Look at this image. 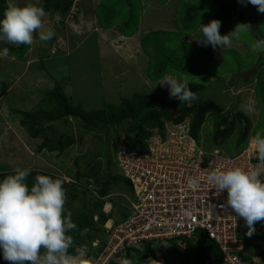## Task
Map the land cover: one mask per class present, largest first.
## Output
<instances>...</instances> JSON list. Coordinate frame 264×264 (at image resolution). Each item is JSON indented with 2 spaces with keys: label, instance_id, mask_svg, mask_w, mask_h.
I'll return each instance as SVG.
<instances>
[{
  "label": "rangeland",
  "instance_id": "374dc122",
  "mask_svg": "<svg viewBox=\"0 0 264 264\" xmlns=\"http://www.w3.org/2000/svg\"><path fill=\"white\" fill-rule=\"evenodd\" d=\"M128 1L130 0H102L95 7L94 13L99 19L97 24L102 29L111 27L121 36L131 37L128 40H123V43L125 41L127 43L118 42L116 44L118 50L124 47L128 49L133 47L128 51L130 54L127 53V59H123L124 64L120 62L119 54L115 56L112 51L110 52L109 61L106 64L115 69L116 77H102V70L106 69L101 68L102 64H100V57L95 50V42L90 37L89 40L87 39L81 44L79 50L71 57V69L75 74L73 78L76 80L75 87H73L74 85L72 87L75 89L70 87L71 83L63 86L57 84L48 91L43 90L44 87L31 85L34 91L30 92L32 87L30 85L24 86V83L20 82L11 92L6 93L0 102V146L2 144L6 147L5 151H0V168L9 164L8 168L6 166L1 168L0 173L20 167L30 168L32 171L48 175L54 179H61L65 183L63 187L67 196L65 209L66 212L70 211L72 216L81 209L83 200L90 201L91 198H96L94 194L97 195L96 189L99 187L96 177H100L103 170L105 171V159L109 161L108 171L113 175H119V170L114 165L118 146L117 144L111 145V142L116 140L114 133L109 131L104 135L103 132L84 130L76 120H70L65 126L58 123L52 125L54 131L51 137L54 133L64 132L65 136L72 137L74 140L65 148L63 154L58 155L55 152L48 153L45 151L35 152L32 143L37 141L38 144L40 141L33 140L31 142L27 139L29 136L26 130L20 127L17 122L21 120L19 112H26L39 117L48 110L51 111L54 108V93L60 94L70 104L78 105L84 111H93L101 108L103 104H117L121 98H130L133 93L159 95L167 93L169 91L167 84L160 86L156 83L165 75L182 78L175 69L177 64H182L184 68L185 66L190 67L188 72L184 74V79L205 86L200 94L206 96L204 99L207 102L221 107L222 114H225L231 104L243 111L242 106L247 100L249 98L254 99L257 102L255 114L247 115L243 111L251 123L249 135L253 137L257 132L264 133V91L258 90L255 93L253 90L255 71L250 69L251 71L243 73L242 83L237 88L229 87L223 90V86H230L229 83L231 80L233 81L231 76H239L235 73L236 71L242 72L243 69L239 68L240 65L245 67L246 62L255 64L262 60L264 52L253 53L250 48L251 43L260 39L255 38L249 32L241 34L239 39H234L231 48L220 49L217 47L214 49L211 45L198 43L200 24H207L210 20L215 19L214 12H211L214 10L211 7L214 3L213 0H131V5L128 4ZM187 4L189 8L202 6L203 9L210 11L201 13L206 22L203 21V23L201 19H198V22L189 24L187 26L189 33L184 32L186 35L181 37V35L178 36L179 31L182 34L185 28H183V24H178L177 18L186 9ZM198 5L200 6L197 7ZM237 6L245 12L248 11V17L259 19L260 24H256L257 35L260 34V37L262 35L264 39V13L258 12L257 8L248 3L247 0H243V3L239 2ZM220 22L219 32L221 35L228 34L237 24H245L243 19L241 22L237 20L227 24L225 20ZM179 27H182L183 30ZM173 30L176 31L171 32ZM150 32L156 33L149 34ZM145 33L147 34L145 35ZM28 46L24 45V50ZM2 48L0 47V49ZM185 48H188V51ZM24 50L18 52L17 55H24ZM126 52L127 50H125ZM163 64L165 66L164 75L159 80L153 81L154 70ZM11 65L16 71L22 68L19 63H12ZM6 70L5 67L0 68V89L8 86L7 83L2 82L12 79L10 75L3 74ZM258 76L262 81L260 84L264 85L262 84L264 83V69L260 70ZM108 79H110V83L107 82ZM250 81L253 83V87L249 83ZM215 92L220 93L215 95ZM5 109L7 113H5ZM213 122V118L207 115L199 132L201 148L207 152L219 149L227 155L241 153L245 144L236 145L235 132L228 141L224 140L220 146L213 145L211 142ZM111 137L112 139H110ZM5 144H9V146L7 147ZM7 151L12 152V154H6ZM2 159H6L4 164ZM87 162H99L102 164V168L100 171L94 172L93 177L87 178V181L85 179L79 181L74 176L76 173L84 172L81 168ZM70 183H74L76 188H68ZM118 191H113L114 193L109 196L110 199L115 201L117 199L115 192ZM72 237L74 240L72 249L75 253L79 249L77 246L84 245L85 242L79 239L78 235L72 234ZM133 258L135 259V257ZM134 264H139V261L134 262Z\"/></svg>",
  "mask_w": 264,
  "mask_h": 264
},
{
  "label": "trees",
  "instance_id": "16d2710c",
  "mask_svg": "<svg viewBox=\"0 0 264 264\" xmlns=\"http://www.w3.org/2000/svg\"><path fill=\"white\" fill-rule=\"evenodd\" d=\"M130 2L131 0L128 1V4L131 5ZM212 2L215 3L211 6L214 8L211 12H214L215 19L219 21L225 20L226 24L237 20L241 22L242 19L245 24L246 22L248 24L250 21L249 24L252 29L251 34L255 38L263 39L262 35L261 37L260 34L257 35L256 24H260L259 19L248 17V11L245 12L244 10L239 9L237 6L239 4L238 0H213ZM40 5L44 8V10L56 13L60 17H64L72 5V0H41ZM199 6L200 5L197 7ZM7 7V0H0V18L3 17ZM204 11L210 10H205L202 6L200 8H196V6L189 8L187 4L186 9L180 17L177 18L178 24H183L185 26H183L185 30H183L182 27H179L183 30V33L180 34L181 32L179 31L178 36L181 35L182 37L186 35V33H189L187 26L198 22V19H201L202 22H206V19L203 18V14H201ZM174 31L176 30L171 32ZM155 33L156 32H150L149 34ZM166 34L168 33L166 32ZM176 45H178V43H176ZM2 47H9V56H17L18 52L24 50V45L17 47L2 44ZM185 50L188 51V48H185ZM252 64L253 62L250 64L249 62H246L245 67L240 65L239 68L243 69L242 72L239 70L236 71L235 73L239 76H231L233 81L231 80L229 83L230 86H223V90L229 87L237 88L238 85L242 83L243 73H246L247 71L249 72L251 71L250 69H253V71H255L253 78L254 87L251 81L249 83L252 84L255 93L258 90L263 92L264 87L262 86L264 85L260 84L262 81L259 79L258 74L260 73V70L264 69V56L258 63ZM177 65L178 66L175 67V69L184 79V74L188 72L190 67L185 66L184 68L182 64ZM164 69L165 66L163 64V66L154 70L152 75L153 81L159 80L164 75ZM187 80L190 82L188 85L189 90L195 92L197 96V99L191 103H181L178 99L170 97L169 91L161 95L153 93H133L130 98H121L117 104L107 103L103 104V106L99 109L84 111L78 107V105L75 106L70 104L66 98L60 94L54 93L53 97L55 102L54 108L51 111L48 110V112H45L39 117L32 116V114L26 112H19L21 115L20 125L26 130L30 138L41 139L37 150L41 151L46 149L48 151L57 152L58 155L63 154L65 148L72 144L74 140L72 137L65 136L66 134L64 132H59L58 134L54 133L51 137V134L54 131V127H52V125L58 123L65 126L68 122H70V120H76L81 124L84 130L99 133L103 132L104 135L110 131V133H114L116 135V140L111 143L117 144L118 149L125 147L127 149L134 150L136 143H139L141 149L145 148V141L152 129L157 130L158 134H161L164 122L178 123L184 118H189L190 134L199 143L200 129L206 119V116L210 115L214 120L213 132H211V142L214 146H220L224 140L228 141L234 132L236 133V145H240L242 143L246 144L251 123L244 112L235 108L231 104L228 110L225 111V114H222L223 110L221 107L207 102L206 99H204L206 96H202V94H200L202 88L205 86L195 84L189 79ZM219 93L215 92V95H218ZM110 139H112V137ZM104 161L107 170H103L101 176L96 177V182L99 186L96 189L97 195L99 197H105L110 192L115 190H129V186L126 182H123L121 178L108 171L109 167L107 168V165H109V161L106 159ZM101 165L102 164L99 162H87V164L81 168L84 172L76 173L74 177H77L79 181H81V179H85V181H87V178L93 177L94 172L96 173L97 171H100L102 168ZM13 173L14 171L1 172L0 180ZM39 174L40 173L36 171L30 172L26 179V183L29 187H31L34 183L35 176ZM62 186H65L64 182ZM69 187L76 188V185H74V183H70L68 185V188ZM83 187L85 188V186ZM91 199L92 200L90 201L83 200L81 209L78 210L74 216H71L72 221L77 225V227L74 231H70L68 233L71 236L72 234L74 236L78 235V238L85 242L84 245H88L87 247L89 251L87 256L94 254L90 246L92 241L98 240L100 245L99 250L102 248L104 244V223L109 218L113 219L114 215H116V221L125 217L123 208L116 206V203L112 204L113 212L105 215L102 211L105 201L101 199L97 200L96 198ZM95 217L96 219H94ZM262 224L263 223H256L255 227L260 228ZM80 246L82 245H78L77 247ZM144 249L145 250L135 254L134 256H131V254L127 252L123 258L132 260L133 264L138 261L139 264H221V257L217 252L216 246L206 240H197L195 243L192 240H184L180 245H174L170 248V256L169 254L163 253L159 258L148 247H145ZM69 251L70 253H74V249H70ZM133 257H135V259ZM121 259L122 258H117L110 264H120ZM242 259L246 260L245 258ZM0 264H8V262L3 259L2 252H0Z\"/></svg>",
  "mask_w": 264,
  "mask_h": 264
},
{
  "label": "built area",
  "instance_id": "2783aa9c",
  "mask_svg": "<svg viewBox=\"0 0 264 264\" xmlns=\"http://www.w3.org/2000/svg\"><path fill=\"white\" fill-rule=\"evenodd\" d=\"M76 15L72 9L65 21ZM163 124L161 134L155 129L149 132L144 149L139 143L134 150L117 149L115 167L129 185V190L120 191V201L116 202L125 217L116 222L109 218L104 223V244L99 250V241H92L93 255L87 256L88 245L78 248L85 250L92 264H110L127 252L133 256L145 247L159 258L184 240H206L216 246L221 264H258L241 258L243 244L238 232L244 220L230 208H221L226 190L217 195L206 180L207 173L216 167L247 170L257 164L251 138L241 153L230 156L219 149L204 151L190 134L189 118ZM190 177L200 181L198 189L187 187ZM111 209L112 204L105 205V215Z\"/></svg>",
  "mask_w": 264,
  "mask_h": 264
},
{
  "label": "clouds",
  "instance_id": "9594fccd",
  "mask_svg": "<svg viewBox=\"0 0 264 264\" xmlns=\"http://www.w3.org/2000/svg\"><path fill=\"white\" fill-rule=\"evenodd\" d=\"M238 2L243 3V0ZM247 2L255 6L258 12L264 13V0ZM69 12L70 9L66 15ZM66 15L64 22L68 24L72 20L66 22ZM45 16L39 0L26 2L22 6L10 3L0 18V43L30 46L35 42L34 34H38L39 41L46 43L55 36V31L51 27L45 28ZM220 27L221 22L217 19L200 24L197 42L211 45L214 49L231 48L234 39L252 31L250 24H237L228 34L221 35ZM250 48L253 53L264 52V39L251 43ZM9 55V47L0 49V58L7 59ZM156 84H167L170 97L181 103H191L197 99L196 93L189 90L190 82L187 79L165 75ZM256 103L249 98L242 106L245 114H255ZM249 138L257 164L247 170L241 167H216L207 173L206 180L217 195L226 190L227 198L221 208H230L236 217L242 218L247 226L245 235L251 237L256 232L255 224L264 223V133L257 132L253 137L249 135L247 140ZM31 171L30 168L16 167L13 174L0 180V252L3 259L8 264H92L84 249L79 248L75 253L69 251L74 247V240L68 233L74 231L77 225L71 219L72 213L65 209L67 196L63 181L39 174L29 187L26 179ZM199 185L198 179L190 177L187 181L189 189L196 190ZM121 190L115 192V201L104 199L114 192L99 197L105 201L102 207L104 214L105 205L120 201ZM109 212L111 214L113 209ZM120 264H133V261L122 258Z\"/></svg>",
  "mask_w": 264,
  "mask_h": 264
},
{
  "label": "crops",
  "instance_id": "0c3cea01",
  "mask_svg": "<svg viewBox=\"0 0 264 264\" xmlns=\"http://www.w3.org/2000/svg\"><path fill=\"white\" fill-rule=\"evenodd\" d=\"M101 1L102 0H72L70 11L73 9L77 15L76 17L74 16L72 21L68 24H65L64 17H59L58 14L45 10V28L51 27L55 31V36L45 43L38 40V34H34L35 42L28 46L26 48L27 50H24V55H17V57L9 56L7 59L0 58V68L5 67L7 69L3 74L10 75L12 78L10 81L2 82L5 84L7 83L8 86L4 89H0V102L4 99L5 94L11 92L20 82H23L24 86L33 85L34 87H44L43 90L46 91L49 89L51 90L57 84L63 86L69 83H71L70 87L75 89L73 87H75L76 80L73 78L75 74L71 69V57L79 50L81 44L86 42L87 39L89 40L90 37L95 42V50L100 57V64H102L101 68L106 69L102 70V77H116L117 74L115 69L106 64L109 61L110 52L112 51L115 56L119 54L121 58L120 62L124 64L123 59H127V53L130 54L128 51L133 47L130 49L124 47L118 50L116 44L118 42L123 43V40H128L131 37L121 36L111 27L102 29L100 25L97 24V20L99 19L94 14L95 7L98 6ZM26 2H35V0H7L8 5L14 3L22 6ZM40 2L41 0H39V3ZM146 34L147 33H145V35ZM53 46L55 47V52L52 54L51 50ZM0 47H2V43H0ZM125 50H127L126 53ZM13 57L16 58L13 59ZM1 63H3V65H1ZM12 63H19L22 68L16 71L15 68L12 67ZM14 71H16V73H14ZM107 82L110 83V79H108ZM32 91H34L33 87L30 92ZM5 108L7 109V107ZM17 122L19 126L22 127L20 125V120ZM14 130L17 131L16 128H14ZM27 139L31 142H33V140H39L41 142L40 138L32 139L28 137ZM40 142L38 144L37 141H35L34 144L32 143L35 147V152L45 151L53 153L46 149L41 151L37 150ZM5 145L7 147L9 146V144ZM5 148L6 147L1 144L0 151H5ZM55 153L58 154L57 152ZM6 154L11 155L12 152L7 151ZM5 160L2 159L3 164ZM8 165H3V167L6 166L8 168ZM112 221L116 222V219L113 218ZM255 229L256 232L251 237L245 235L247 232L245 223L239 229L238 236L243 244L241 258L255 260L258 264H264V223L260 228L255 227Z\"/></svg>",
  "mask_w": 264,
  "mask_h": 264
}]
</instances>
